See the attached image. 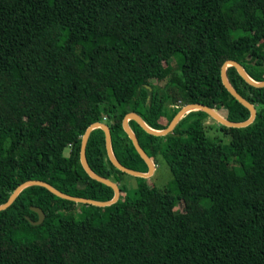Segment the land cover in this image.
Returning a JSON list of instances; mask_svg holds the SVG:
<instances>
[{
	"label": "trees",
	"instance_id": "1",
	"mask_svg": "<svg viewBox=\"0 0 264 264\" xmlns=\"http://www.w3.org/2000/svg\"><path fill=\"white\" fill-rule=\"evenodd\" d=\"M261 32L264 0H0V205L29 180L112 200L115 191L81 163L94 123L109 126L123 165L147 173L124 130L127 114L158 130L181 110L177 102L234 122L245 120L243 110L250 118L222 67L234 60L263 82ZM227 77L256 107L251 125L221 124L225 144L203 129L210 116L202 110L180 120L174 141L129 121L148 156L164 158L173 175L164 190L139 197L119 184L126 173L110 161L103 129H94L88 164L119 184L120 199L98 207L25 188L0 211V264H264V87L233 66ZM32 207L44 211L41 225L28 220H38Z\"/></svg>",
	"mask_w": 264,
	"mask_h": 264
},
{
	"label": "water",
	"instance_id": "2",
	"mask_svg": "<svg viewBox=\"0 0 264 264\" xmlns=\"http://www.w3.org/2000/svg\"><path fill=\"white\" fill-rule=\"evenodd\" d=\"M233 66L237 69V71L239 72V74L251 85L255 86V87H264V81L263 82H257L255 80H253L244 70V68L241 66V64H239L238 62L234 61V60H229L227 62H225V64L222 67V81L225 85V87L230 91V93L245 107L250 111V118L247 121L244 122H234L231 121L229 119H226L225 117H223L222 115H220L216 110L197 103V104H189L186 105L185 107H183L176 115L175 117L171 120L170 124L168 125L167 128H165L164 130H155L152 127H150L149 125H147L144 120L141 118V116H139L136 113H129L125 116L124 120H123V127L124 130L126 131V133L129 135L130 139L132 140L136 150L138 151V153L140 154V156L143 158V160L146 162V164L148 165V172L147 173H143V172H139L133 169H130L128 167H126L125 165H123L115 156V153L113 151V144H112V134H111V130L109 128V126L105 123H101V122H97L94 123L93 125H91L86 133L83 136L82 139V145H81V163L83 168L85 169V171L88 173V175L95 181L103 183L105 185L110 186L114 191H115V197L110 200V201H96V200H92V199H88V198H82V197H76V196H72L66 193H63L61 191H59L58 189H56L55 187H53L52 185H50L49 183L45 182V181H41V180H29L23 184H21L15 191L14 193L10 196L9 200L3 204L0 205V211L6 210L7 208H9L14 201L16 200V198L18 197V195L27 187L29 186H41L46 188L47 190H49L52 194H54L55 196L64 199V200H68L71 202H75V203H84V204H88V205H94V206H98V207H109L113 204H115L121 197V188L119 186V184H117L116 182L107 179L105 177H102L100 175H98L97 173H95L89 166L88 164V160H87V145H88V140L90 137L91 132L96 129V128H101L103 129L104 133H105V137H106V149H107V153L109 156L110 161L113 163V165L118 168L120 171L126 173V174H130L136 177H141V178H147L150 177L153 171H155V163L154 161L148 156V154L145 152V150L142 148L137 136L135 135V133L132 131V129L129 126V121L133 120L136 121L145 131H147L150 134L156 135V136H167L168 134H170L171 132L174 131L175 127L177 126V124L180 122V120L186 115L187 112L189 111H197V110H202L204 112H206L210 117H212L213 119H215L216 121H218L220 124L227 126V127H232V128H243V127H247L249 125H251L256 117H257V109L256 107L250 103L246 98H244L229 82L228 77H227V68ZM149 88L151 89V87L149 86ZM34 212H36L38 214V220L37 221H33L32 219H30L28 217V220L31 222L32 225L37 226V225H41L42 223H44L45 219H46V215L44 213V211L40 208L37 207H32L31 208Z\"/></svg>",
	"mask_w": 264,
	"mask_h": 264
},
{
	"label": "rangeland",
	"instance_id": "3",
	"mask_svg": "<svg viewBox=\"0 0 264 264\" xmlns=\"http://www.w3.org/2000/svg\"><path fill=\"white\" fill-rule=\"evenodd\" d=\"M256 40H257L258 45L264 49V33L263 32H261L257 35ZM175 66H176V64H174L173 61L166 62V66H165L166 74H167V72H170V70ZM152 84L164 86V82L162 83V82L157 81V80H153ZM177 105L182 107V108L186 106V105L184 106L183 103H181V102H177ZM190 112H192V111H189L186 114H188ZM222 114L226 115L225 112H223ZM241 117L243 119H245V120H242V122L247 121L249 119V115L246 112V110L242 111ZM170 122H171V120H169L168 118H162L161 121L158 123V127L161 128L159 130H164L165 128H167L168 125L170 124ZM236 122H240V121H236ZM203 129H205L208 132L209 136L221 138L225 142V144L230 142V136L225 134L221 130V124L218 121H216L215 119H213L212 117H207L204 119ZM155 130H158V129H155ZM172 133L173 132L168 134L169 135L168 137L172 141H174V140H176L177 135H174ZM70 152H71L70 147H67L65 152H64V155L68 157L70 155ZM151 174L152 175L150 177H147V178H141V177H136V176H133L130 174H125L123 176L122 180L119 182V184L122 186H126L128 191H129V194L131 196L139 197V195H141L142 193H150L153 191H162L173 180L172 172H171L166 160L162 157H159L158 161H156L155 171H153ZM74 206H75V204H70V205L66 206V209L67 208L71 209ZM181 208H182L181 205L177 203L176 209L180 210ZM72 213H74V212H72Z\"/></svg>",
	"mask_w": 264,
	"mask_h": 264
}]
</instances>
